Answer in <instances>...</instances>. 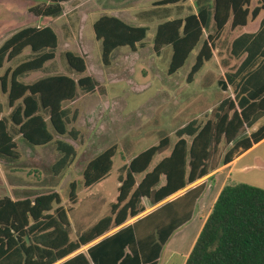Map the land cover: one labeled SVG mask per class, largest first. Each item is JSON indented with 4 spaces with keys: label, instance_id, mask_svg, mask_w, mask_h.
Segmentation results:
<instances>
[{
    "label": "trees",
    "instance_id": "1",
    "mask_svg": "<svg viewBox=\"0 0 264 264\" xmlns=\"http://www.w3.org/2000/svg\"><path fill=\"white\" fill-rule=\"evenodd\" d=\"M28 11L36 16L57 17L66 0H33ZM185 0H158L157 6L174 5ZM251 0H194L195 12L162 20L156 25L152 50L158 55L164 46L171 47L167 74H175L194 52L185 81L195 75L213 57L214 35L225 24L244 26L264 11V0L250 8ZM212 26V33L208 31ZM93 36L100 42V62L111 64V54L120 47L136 52L144 41L148 27L132 25L103 14L91 24ZM58 38L50 25L25 26L16 30L0 45V66L11 61L26 48L32 57L15 67H7L0 76V89L11 109L8 119L0 118V156L19 157L15 135L34 146L53 144L60 156L52 164L57 175L76 157L75 148L62 138L76 140L79 132L70 123L76 112L65 106L77 97V90L93 93L100 90L96 80L86 74V62L80 54L66 50L64 58L73 77L66 74L43 76L32 83L20 78L43 68L54 58ZM229 56L239 60L234 70L218 81L223 89H232L234 101L223 99L209 118L199 124L196 119L175 130L176 140L169 153L151 169L153 156L170 145L168 136L133 156L124 167L115 201L109 212L71 238L69 211L78 201L77 184H68V207L56 191L32 198L11 199L0 194V264H54L84 245L124 224L150 206L184 189L215 168L209 159L222 141L228 147L221 163L247 150L264 138V17L255 34L242 33L228 44ZM223 66L226 62L223 61ZM237 106V108H236ZM248 129V134L244 130ZM116 144L92 158L82 170V185L90 187L112 169ZM218 165V164H217ZM136 175H142L137 181ZM161 176L164 182L160 184ZM201 183L183 197V211L201 193ZM180 199V198H179ZM178 199V200H179ZM178 200L165 202L158 209L132 225L124 226L87 249L93 264H140L141 259L156 264L161 246L180 219L175 207ZM182 200V199H181ZM154 233V234H153ZM138 245V248H137ZM146 251L144 248H146ZM129 248V253H125ZM61 264H90L78 253ZM184 264H264V189L247 183L225 184L219 191Z\"/></svg>",
    "mask_w": 264,
    "mask_h": 264
},
{
    "label": "rangeland",
    "instance_id": "2",
    "mask_svg": "<svg viewBox=\"0 0 264 264\" xmlns=\"http://www.w3.org/2000/svg\"><path fill=\"white\" fill-rule=\"evenodd\" d=\"M21 1L26 6L32 3L31 0H9L8 2L16 4L17 8L21 9L23 6ZM84 1L78 0L82 3L79 7L84 4ZM0 2L5 3V0ZM118 2L130 3V7L145 9L143 6L149 0H118ZM185 5L190 9L193 8V0H187ZM76 8L78 7H75L74 11H72L73 8L69 9L65 15L54 21H41L34 18L25 20L22 19L23 15H18L21 18L10 21L9 24H0V44L12 32L19 29V26L48 23L55 27L59 40L54 51V59L46 68L24 74L20 78L22 82H32L44 76L48 73L50 65L56 73L77 77L78 75L73 74L69 69L64 58V52L71 50L84 56L88 72L93 73L102 87L93 93H84L78 89L76 100L65 103V106L76 112V119L70 123L69 127L78 130L79 135L76 140L68 136H55L72 142L77 154L73 162L59 174L55 175L51 168L53 162L60 156L53 144L28 145L15 135L19 157L13 159L0 156L1 195L7 194L16 198L56 191L61 196L63 204L68 207V184L71 181L76 182L78 201L71 205L69 211L72 239L81 230L109 212L110 204L115 201L117 195L119 180L124 175L123 166L127 159L157 144L159 137L168 136L170 145L153 156L149 170L169 153L171 145L176 140L173 131L177 127L191 119H196L199 124H202L207 119L214 118L219 103L225 98H230V93L234 94L230 87L223 89L218 81L224 80V73L227 70H233L238 62L234 60L233 66L227 69L213 58L214 66L206 68L205 71V68H202L196 75V81L187 83L185 76L195 56L192 52L173 76H167L164 69H166L170 51L164 49L161 55L152 56L150 48L153 30L149 29L143 45L138 47L136 52L141 55L134 54L131 57V54H127V58H121V55L116 53L127 48L122 47L116 51L112 67H104L100 62L101 45L94 39L91 27L92 19L97 16V12L88 14L86 17L84 13L77 12ZM134 21L138 22L137 19ZM30 57H32L30 50L26 48L11 61H5L0 66V76L7 67L13 68ZM209 64V62L206 63V65ZM95 67L98 68V72ZM111 73L116 74V77ZM143 76L155 78L144 79ZM116 79L120 80L115 81ZM145 81L150 82L147 84ZM9 112L6 94L0 89V118L8 119ZM244 133L248 134V129H245ZM112 144L117 146L112 171L98 183L87 188L83 187L84 165L90 158ZM227 147L228 145L222 141L218 149L212 151L209 159L211 166L221 162ZM141 176L136 175L137 181ZM163 182L164 177L161 176L160 184ZM218 185L214 186V190H217ZM143 204L145 209H149L148 201L143 200ZM200 221L199 218L195 224L198 222L200 224ZM196 228V225L194 227L189 225L179 231L185 237L184 245L191 242ZM178 260V256L168 262L163 258L159 264H179Z\"/></svg>",
    "mask_w": 264,
    "mask_h": 264
},
{
    "label": "crops",
    "instance_id": "3",
    "mask_svg": "<svg viewBox=\"0 0 264 264\" xmlns=\"http://www.w3.org/2000/svg\"><path fill=\"white\" fill-rule=\"evenodd\" d=\"M8 1L9 0H5V3L0 2V10H1L0 11V24H9L10 21H14V20H17L18 18H21L20 16L18 17V15H23L22 19H25V20L34 18V19L41 20V21H43V20L54 21V20L60 18L61 16L65 15L66 11H69V9L73 8L72 11H74V8L78 7V8H76V11L79 12L80 14L84 13V15L86 17L88 16V14H91V13L94 14L97 12V16H95L92 19V22L103 14L112 15V16H116V17L122 19L123 21H125L129 24H132V25H145L148 27V30L149 29L153 30V35L155 32L156 25L159 22H161L162 20L175 18V17H181V16L186 15L190 11V7L185 5L187 0L179 2V3L174 4V5H163V6H157L156 5V2L158 0H149V2L144 4V6H143V8L145 7V9H141V7H136V6L130 7L129 6L130 3L129 4L120 3V2H118V0H85L84 4L81 7H79V6L82 3L78 2V0H66V1H62L60 3L62 6V14L61 15H59L57 17H49V16L43 17L40 15L36 16V15H34L28 11L29 10L28 8L35 5L36 1L31 0L32 3L30 5H27V6L23 3V1H21V3L23 4L21 9H18L16 4H9ZM15 1H17V0H15ZM130 1H137V0H130ZM140 1H143V0H140ZM257 3H260V0H251L250 8L254 7ZM23 8H24V11H23ZM136 8H139L140 10H138ZM191 9L195 12L194 0H193V8H191ZM129 12L130 13L132 12V14H129ZM127 13H128V15H127ZM263 17H264V11H261L255 19H249V21L242 27L231 28L229 22L227 24H225L223 29L217 35L216 34L214 35V37H216L215 38L216 49L213 50L212 59L210 61H208L210 64L206 65V63H208V62H206L204 64V66L202 67V68H205L204 71L206 70V68L214 66L213 58H215L221 64L223 63V61L226 62L225 67L227 69H230V67L233 66L232 63L234 62L235 59H232L229 56V49L227 47L228 44H230V42L234 38H236L237 36H239L242 33L255 34L259 29L260 21ZM134 19H137L138 22H135ZM2 21H4V22H2ZM92 22H91V24H92ZM44 25H50L56 33L55 27L51 24H48V23H45L42 25H23V26H19V27L20 28H23L25 26L42 27ZM1 29H3V28H1ZM148 30H147V32H148ZM208 31L212 33V26L211 25L209 26ZM7 32H9V31H7ZM14 32H12V33H14ZM56 35H57V33H56ZM7 38H5V39H7ZM57 38H58V36H57ZM152 39H153V37H152ZM2 42H1V44H2ZM57 45H58V43H57ZM142 45H143V42L139 47H141ZM120 48H122V47H120ZM118 49L119 48H117L116 50L113 51V53L111 54V64L109 66H106V67H109V68L112 67L113 58H114L115 53ZM150 49L152 51V56L153 55L159 56V55H161V53L163 52L164 49H169L170 52L168 55V62H167L166 69H164L165 70L164 72H165V75H167V76H173L174 74H172V75L167 74V68H168V64H169V60H170L171 52H172L171 47L167 46V45L162 47V49L158 55H155L153 53L152 46ZM136 52L129 51L128 48H126L124 50L118 51L116 54H120L121 58H127V56H128L127 54H131V57H133V55L136 54ZM147 52H148V50H147ZM215 52H216V55H215ZM136 55L138 56L141 54H136ZM83 58H84V56H83ZM52 60L47 61L42 69L46 68L47 65L50 64V62ZM237 61H238L237 65L235 66L234 69H236V67L239 65L240 59ZM42 69H40V70H42ZM95 70H97V72H98L97 67H95ZM37 71H39V70H37ZM200 71H199V73H200ZM54 74H59V73H56V71L50 65L48 67V73L45 74L44 76L54 75ZM86 74L93 77L99 85V81L93 75V73L88 72L87 65H86ZM101 75H102V73H101ZM111 75L116 77L115 76L116 74L111 73ZM196 75L194 77V81H196ZM202 75H203V73L201 74V76ZM143 78L144 79H151V78H155V77L154 76H147V77L143 76ZM117 80H120V79H116L115 81H117ZM32 82H28V83H32ZM149 82L150 81H145V83H147V84ZM228 89H229V86H228ZM229 96H230L229 99L234 101V103H235L234 94L232 95L230 93ZM236 108H237V106H236ZM185 124H183V125H185ZM183 125H181L179 127H182ZM179 127H177L176 129H178ZM175 130L173 132H175ZM16 136L18 138H20L18 135H16ZM56 138H60V137H56ZM65 141L70 143L74 147L72 142H70L68 140H65ZM263 145H264V138H262L261 140H259L256 143H254L247 150L235 155L229 162H227L225 164H222L220 162L218 165L215 166L214 169L209 171V173L207 175H205L204 177H202L199 180L195 181L194 183L188 185L184 189L178 191L177 193H175L174 195L170 196L169 198L163 200L162 202H159L158 204L150 206L149 209H145L147 211L144 210L141 214L127 220L124 224L111 229L106 234L95 239L94 241L90 242L89 244L82 246L78 250L74 251L73 253L69 254L68 256L64 257L63 259L55 262L54 264H61L65 260L71 258L72 256H74L78 253H83L87 257V259L89 260L90 264H93V262L90 260L89 255L87 253V249L90 246L94 245L95 243H97L101 239L105 238L106 236L113 234L118 229H120L124 226H127V225H132L134 222L140 220L144 216H146L149 213L158 209L165 202H169L171 200L175 201V200H178L179 198L180 199L178 200L175 207L180 212V217H179L180 219L176 222L175 228H174L173 232L171 233V235L168 237L166 242L161 246L159 255H158L157 260H156V264H159V262L161 263V260H163V258L165 259V261L168 262L169 260H172L175 256L179 257V260H178L179 264H184L185 259L188 255V253L190 252V250H191V248H192V246L196 240V237L200 231L199 228L201 229L208 213L211 210V207H212L214 201L216 200V197H217L219 191L221 190V188L225 184L247 183V184L254 185V186H257V187L264 189V146ZM116 152H115L113 158L115 157ZM129 160L130 159H127L124 164L126 165L129 162ZM125 165L123 167H125ZM112 169H113V165H112ZM112 169H111V171H112ZM253 171H254V173H252ZM109 173H108V175H109ZM118 179H119V177H118ZM201 183L204 184L203 190L194 199L192 205H190V207H187L186 210L183 211L184 200L181 197H183L184 194L188 190L193 189L194 187L198 186ZM216 184H219V185L217 187V190H214L215 189L214 186ZM36 195H38V194H36ZM36 195H24L22 197H16V198H13L11 195H7V196H9L11 199L15 200V199H21L24 197L32 198ZM199 218L201 220L200 224H199V222L197 224H195L196 220H199ZM69 219H70V217H69ZM189 225H192V227H194L196 225L197 228H196V231L193 235L191 242L188 245H184L185 237L182 235V232L179 233V231L187 228ZM137 248H138V245H137ZM146 249H147V247L144 248L145 251H146ZM125 253H129V248H125ZM140 264H151V263H149L148 260H146V261L143 260V258H142Z\"/></svg>",
    "mask_w": 264,
    "mask_h": 264
}]
</instances>
